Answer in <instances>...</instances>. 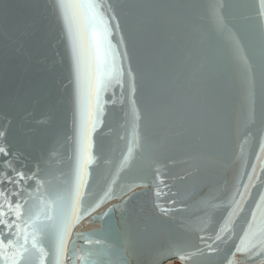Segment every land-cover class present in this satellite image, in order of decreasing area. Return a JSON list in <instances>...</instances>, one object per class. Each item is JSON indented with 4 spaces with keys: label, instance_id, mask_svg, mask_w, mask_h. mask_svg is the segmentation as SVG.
<instances>
[{
    "label": "water",
    "instance_id": "1",
    "mask_svg": "<svg viewBox=\"0 0 264 264\" xmlns=\"http://www.w3.org/2000/svg\"><path fill=\"white\" fill-rule=\"evenodd\" d=\"M103 2L113 6L120 21L110 39L115 45L124 37L118 47L127 48L124 64L130 62L136 75L140 119L133 141L125 77L123 94L115 87L104 96L84 187L92 210L72 225L63 264H85L82 257L91 264H114L121 256L126 264H225L264 194V32L246 19L250 0L213 2L222 5L227 28L250 60L251 94L228 31H217L209 18L210 0ZM81 45L85 73L94 78L96 58L86 31ZM76 111L71 47L57 0H0V126L9 124L14 166L46 182L39 194L35 181L23 182L34 196L64 197L75 179ZM253 164L255 187L236 218V235L220 245L221 251H209L199 237L211 244L230 210H213L211 204L226 203L238 186L243 191ZM154 167L168 188L156 183ZM110 184L115 194L101 201ZM156 187L162 190L159 199ZM205 224L210 227L201 232ZM43 239L50 253L45 264H56L54 232ZM196 246L203 254L191 262L174 254ZM233 259L234 264H264V258L250 260L241 253Z\"/></svg>",
    "mask_w": 264,
    "mask_h": 264
},
{
    "label": "snow or ice",
    "instance_id": "2",
    "mask_svg": "<svg viewBox=\"0 0 264 264\" xmlns=\"http://www.w3.org/2000/svg\"><path fill=\"white\" fill-rule=\"evenodd\" d=\"M205 7L209 18L214 21L217 31H228L230 39L234 42V51L239 54V58L243 62L244 78L251 94L253 86L252 65L249 58L244 54L235 33L227 28L220 13L222 5L210 0ZM57 8L67 27V37L75 72L77 107L75 179L64 197H53L50 194L47 198L42 199L40 195L34 196L33 193L28 192L23 187V182L35 181L37 194L40 193L46 182L38 180L35 173L26 175L24 171L14 166L17 162V154L7 141L9 124L6 122L0 126V264H45L50 253L44 247L43 238L52 232H54L55 246L51 254L54 255L56 264H63L66 237L72 225L92 210L87 203L88 193L84 191V187L88 183V166L92 164L94 159L91 151L93 147L92 133L101 123L100 117L103 114L104 105L107 103L104 96L105 93L115 87H119L123 94L126 83L125 77L130 94L132 140H136V122L140 119L135 100L136 75L130 62L125 67L124 61L129 57L127 48L124 47L121 50L118 47L123 43L124 37L120 36L115 45L110 39L113 31L120 29V21L112 10L113 6L103 2V0H57ZM246 8L249 12L246 19L255 21L261 31L264 32V0H250ZM85 31L88 33L91 50L96 58L94 78L91 75H86L83 63L81 40ZM118 57L119 59H117ZM128 151L131 153L132 148L129 147ZM240 151L241 153L244 152L243 146H241ZM260 151L264 152V144L261 145ZM257 160H259V156H257ZM251 167L252 171L248 174V183L242 185L243 191L238 186L226 203L221 201L211 204L213 210L221 207L230 210L227 211L223 222L219 224L211 244L207 243L205 236L199 237L201 243L209 251H221L220 245H227L236 235L234 227L236 218L243 210L242 206L247 194L251 188L255 187L253 177L256 175V165L253 164ZM152 172L156 178V183L168 188V185L164 184L161 178L160 168L154 167ZM261 172H264V164H261ZM117 175H119V169H117ZM111 183H116L115 177ZM145 186L147 187L146 184ZM131 187L130 185L129 190ZM48 188L49 193H51L50 184ZM114 194L110 184L103 193L101 201ZM163 194L166 195L167 193ZM161 195V188L156 187L155 196L159 199ZM216 199L217 197L211 198V200ZM168 203L175 205L176 201L169 200ZM204 203L208 206L209 201ZM157 207H160L159 204ZM112 211L113 209H109L104 215L107 216ZM160 211L167 214L173 209L160 208ZM50 212L54 214H50ZM246 224L243 234L239 236V242L230 254H226L225 264H234L233 258L237 253L245 254L250 260L264 258V194L260 196L259 202L251 211L250 219L247 220ZM209 227V224H205V227L201 228L200 231L204 232ZM96 243L99 244L100 241H96ZM174 254L181 260L191 262L195 256L203 254V249L199 246L192 250L177 248ZM82 259H85V264H91L86 257H82ZM114 264H126V261L121 256L114 261Z\"/></svg>",
    "mask_w": 264,
    "mask_h": 264
},
{
    "label": "rangeland",
    "instance_id": "3",
    "mask_svg": "<svg viewBox=\"0 0 264 264\" xmlns=\"http://www.w3.org/2000/svg\"><path fill=\"white\" fill-rule=\"evenodd\" d=\"M174 264H182L181 262L179 261H172Z\"/></svg>",
    "mask_w": 264,
    "mask_h": 264
},
{
    "label": "bare ground",
    "instance_id": "4",
    "mask_svg": "<svg viewBox=\"0 0 264 264\" xmlns=\"http://www.w3.org/2000/svg\"><path fill=\"white\" fill-rule=\"evenodd\" d=\"M172 261H173V260L167 262L166 264H174Z\"/></svg>",
    "mask_w": 264,
    "mask_h": 264
}]
</instances>
